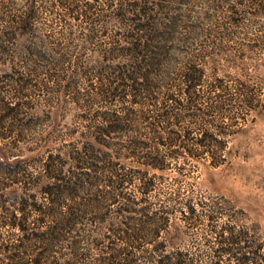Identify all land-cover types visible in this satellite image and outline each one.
<instances>
[{
  "label": "rangeland",
  "instance_id": "obj_1",
  "mask_svg": "<svg viewBox=\"0 0 264 264\" xmlns=\"http://www.w3.org/2000/svg\"><path fill=\"white\" fill-rule=\"evenodd\" d=\"M132 1L0 0V43L20 70L8 76L0 66V161L19 166L0 172V216L1 205L12 210L22 196L43 200L54 180L44 165L50 153L67 175L75 156H101L98 188L116 169L125 186L102 194L105 222L86 220L75 241L42 251L45 262L152 264L153 246L163 243L159 253L182 264H264V0H135L147 10L143 21L162 28L172 19L184 41L173 43L153 97H111L134 60L118 51L151 31L136 28ZM32 9V29L7 40L13 19ZM41 40L54 61L31 70L22 51ZM106 113L127 128L110 147L92 148ZM151 219L163 227L156 241L132 248L118 238L125 223ZM19 238L0 227V264H11L3 247Z\"/></svg>",
  "mask_w": 264,
  "mask_h": 264
},
{
  "label": "trees",
  "instance_id": "obj_2",
  "mask_svg": "<svg viewBox=\"0 0 264 264\" xmlns=\"http://www.w3.org/2000/svg\"><path fill=\"white\" fill-rule=\"evenodd\" d=\"M131 6L139 10V13L135 16L139 20L136 23V28L144 30L149 25L151 31L146 34L145 39H137L132 45L123 47L118 51L121 52V55L131 56L134 60L130 64L132 66L131 70H122L119 77L117 75L116 80L118 83L110 88L109 93L111 97H116L124 96L132 91L136 96L146 93L153 97L157 88H159V85L154 82V78L163 75V67L168 63V57L173 51V43L184 41V37L174 35V20L169 19L167 23H163L162 28H159L155 25L154 19L143 21L144 16H147L145 7H142L135 0L132 1ZM33 17L34 10L32 9L13 19L15 30L7 35V40L11 42L16 38L17 33L31 30ZM9 52V45L0 43V66L10 67L11 70L4 72V74L12 76L20 71L16 66L19 61H15ZM22 54L24 56L22 62H27L26 65L31 70H38L40 67L54 61L52 55L45 49L43 40L25 45ZM7 108L14 109L10 104H7ZM104 117L106 121L94 134V144H90L92 148L97 145L110 147V144H112L110 137L113 134L125 131L127 128L123 123V118L119 115L106 113ZM104 155H109V153ZM58 158H60L59 154L54 156L50 153L45 161L46 174L54 180L42 187L43 200H39L37 194L31 193L20 197L18 206L12 210L1 205L0 227H7L20 235L19 244L3 247L4 250L11 252L8 255L11 264H50L42 259V251L54 250L56 243L65 239H74L75 241L77 234L84 229L86 220L98 219V221L105 222L107 212L104 211V207L101 205L102 194L113 187L123 188L125 182H127L125 175L119 172L121 170L118 169L117 172L116 169L114 170L116 172L112 171L111 176L107 178L106 185L109 189L101 190L98 188L101 177L96 175L101 170V156L91 157L87 161L82 160L79 155L75 156L76 169H69L70 173L68 175L64 173L61 163H58L59 160H56ZM149 164L152 167L159 166L154 162ZM18 168L17 164L0 161V172L2 170L11 172ZM78 168L80 171H78ZM95 187L98 188V191L94 189V193H89V190L91 191ZM114 199L115 197H113ZM33 214L35 216L31 218ZM125 224L126 227L120 228L123 234L118 235V238L126 240L132 248H139V245L134 244L137 241H156L163 228L158 219H151L149 222H143L136 227L129 226L128 223ZM29 241H35L36 243L30 245L27 243ZM70 248L73 251L77 250L76 244L71 245ZM162 248L163 243L153 246L157 258L152 264H182L181 261L174 260L172 254L159 253ZM28 253H36V257L31 261H22L20 256ZM136 264L151 263L145 260Z\"/></svg>",
  "mask_w": 264,
  "mask_h": 264
}]
</instances>
